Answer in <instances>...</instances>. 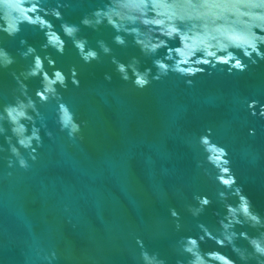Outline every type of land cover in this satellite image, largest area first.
I'll return each instance as SVG.
<instances>
[{
    "label": "water",
    "instance_id": "water-1",
    "mask_svg": "<svg viewBox=\"0 0 264 264\" xmlns=\"http://www.w3.org/2000/svg\"><path fill=\"white\" fill-rule=\"evenodd\" d=\"M198 37L214 55L176 71ZM256 244L264 0H0V264H264Z\"/></svg>",
    "mask_w": 264,
    "mask_h": 264
},
{
    "label": "clouds",
    "instance_id": "clouds-1",
    "mask_svg": "<svg viewBox=\"0 0 264 264\" xmlns=\"http://www.w3.org/2000/svg\"><path fill=\"white\" fill-rule=\"evenodd\" d=\"M152 21H146V23H151ZM176 29L175 28H172L168 33L167 35H171L172 32H175ZM230 40L232 41H238L240 40L239 37L237 36H231V37H228ZM119 40V37L117 38ZM185 39H187V37H185ZM212 39H215V37H212ZM121 43H123L122 40H120ZM246 43V41H243ZM185 49L187 51H180L179 49H177V51H180V55L182 57H184L183 60L179 61L177 66H176V71H179L181 73H187V74H192L194 75L196 71H198L199 69H195V68H192V67H180V64H187L188 63V58L192 55L195 54L196 51H203L205 53V55L207 56H213L214 53L212 51H209V48L210 47H214V45H210L208 43V38L207 37H198L197 39L193 40L192 44H185L184 45ZM225 46L224 45H220V48L223 49ZM208 61L205 60L204 63H207ZM197 63H199V61H197ZM160 67L163 69L165 68L166 66L163 65V64H160ZM147 81L145 80H141L140 81V84L141 85H144L146 84ZM188 83H191V81H189ZM8 111V114L9 116L11 117L12 121L15 122L17 120L18 117H21V116H24V112L23 111H17L15 108H10V109H7ZM21 131L23 130V126H21ZM74 130H78V129H74ZM15 131V129H14ZM32 139H36V140H39V135H38V132L37 131H34L33 134H32V137L28 138L27 140H20L19 143L21 145H25V146H29L30 143H31V140ZM13 151L15 152V149H13ZM19 164L21 167H27V164L24 160H20L19 161ZM9 167H12L11 164H9ZM207 199L205 198L204 200V203H207ZM173 215H175V212H173ZM193 243H195V241H192ZM256 247V251L259 252L261 255H264V247H261L259 244H256L255 245ZM188 251H191V249H187ZM51 258L52 259H55L56 258V253L53 251L51 252ZM46 259H48V257L46 256ZM48 264H51V260H49Z\"/></svg>",
    "mask_w": 264,
    "mask_h": 264
}]
</instances>
